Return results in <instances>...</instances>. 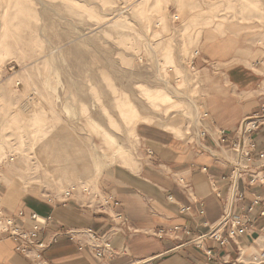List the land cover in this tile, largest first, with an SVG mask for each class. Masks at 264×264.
Here are the masks:
<instances>
[{"label":"rangeland","instance_id":"1","mask_svg":"<svg viewBox=\"0 0 264 264\" xmlns=\"http://www.w3.org/2000/svg\"><path fill=\"white\" fill-rule=\"evenodd\" d=\"M204 35L264 60V0H0V187L105 204L99 178L137 165L139 123L198 125Z\"/></svg>","mask_w":264,"mask_h":264},{"label":"crops","instance_id":"2","mask_svg":"<svg viewBox=\"0 0 264 264\" xmlns=\"http://www.w3.org/2000/svg\"><path fill=\"white\" fill-rule=\"evenodd\" d=\"M205 40L204 35L192 62L198 73V125L187 129L172 120L139 123L137 165L113 167L101 175L105 204L100 206L73 197L40 198L23 193L11 180L9 186H1L0 207L5 213L17 219L22 212L26 222L18 218V223L27 228L33 212L50 217L44 238L56 241L40 263L20 254L11 240L1 241L0 264H102L88 245L91 236L78 231L111 237L113 250L103 264H255L254 258L262 257L264 164L257 155L264 149V125L252 133V167L237 179L232 146L241 140L247 120L264 115V76L259 72L264 60L256 44L237 37ZM252 178L258 182L251 184ZM184 207L190 208L186 214ZM226 217L223 236L236 221L242 232L225 245L208 241L204 249L189 246L182 231L156 237L159 230L175 227L206 232ZM120 219L128 226L118 229Z\"/></svg>","mask_w":264,"mask_h":264},{"label":"built area","instance_id":"3","mask_svg":"<svg viewBox=\"0 0 264 264\" xmlns=\"http://www.w3.org/2000/svg\"><path fill=\"white\" fill-rule=\"evenodd\" d=\"M205 117H207V114ZM263 125L264 115H256L254 118L247 120L244 126H242V138L232 146V152L234 154V179L241 177L252 167L255 158L253 153L256 150V143L253 139L252 133L256 132ZM149 154L151 155L152 153L150 152ZM257 156L264 164V149L261 150ZM257 182L258 179L252 178L251 184H255ZM67 196V198L71 197L69 194ZM100 197L101 194L99 195V198ZM189 211L190 208L184 207L182 209V214H186ZM204 214V205L201 204L200 215L203 216ZM18 218L26 222L22 212L18 214ZM18 218L16 219L14 216L7 215L0 207V242L4 240H11L16 244V249L20 254L30 260L40 263L42 261L43 252L52 244V242L56 241V237L52 241H47L44 238V232L50 225L51 218H45L33 212L29 218L30 221L33 222L31 228H27L18 223ZM228 219L229 217H226L218 224L209 226V230L206 232H194L189 227H184L183 229L175 227L172 230H159L156 233V237L163 239L164 237L169 236L172 231L174 233L182 231L183 236L186 237L185 242L189 246L204 249L208 241H214L220 243L221 245H225L228 244L229 240L234 238L239 232H242L238 228L240 223L236 221L235 223L232 222V227L228 236H223L221 230L227 223ZM115 226H117L118 229L124 228L128 226V222L125 219H120ZM78 234H87L91 236V242L88 243V245L98 261L103 264L107 258H110L113 250L111 237L99 236L94 234L92 231H78ZM72 237L75 238L74 234H72ZM211 253L212 252L210 250H207V255L209 257L211 256ZM261 256V258H254L255 264H262L264 262V253ZM262 259L263 262H261Z\"/></svg>","mask_w":264,"mask_h":264},{"label":"bare ground","instance_id":"4","mask_svg":"<svg viewBox=\"0 0 264 264\" xmlns=\"http://www.w3.org/2000/svg\"><path fill=\"white\" fill-rule=\"evenodd\" d=\"M135 126V125H134ZM133 130H135L134 128H132Z\"/></svg>","mask_w":264,"mask_h":264}]
</instances>
